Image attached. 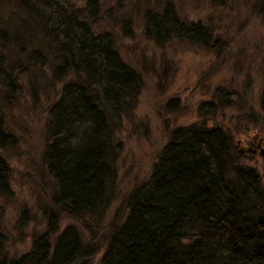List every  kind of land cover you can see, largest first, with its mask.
<instances>
[{
  "label": "trees",
  "instance_id": "obj_1",
  "mask_svg": "<svg viewBox=\"0 0 264 264\" xmlns=\"http://www.w3.org/2000/svg\"><path fill=\"white\" fill-rule=\"evenodd\" d=\"M113 1L120 12L124 0ZM250 3L264 21V0ZM141 11L136 24L157 44L226 47L212 26L181 17L168 0ZM100 13L101 0H0V218L1 199L12 192L5 151L18 141L7 112L20 104L23 77L33 97L55 88L44 106L40 151L52 179L51 205L40 204L44 230L9 254L0 226V264H91L98 253V264H264V156L260 168L244 162L226 127L172 126L144 176L117 191L120 134L132 122L143 76L119 51L115 29L96 27ZM121 16L113 18L128 34L134 22ZM215 95L198 111L212 114L236 100L233 91ZM260 100L264 107L263 94ZM35 185L38 197L44 188ZM62 217L68 221L60 226Z\"/></svg>",
  "mask_w": 264,
  "mask_h": 264
},
{
  "label": "rangeland",
  "instance_id": "obj_2",
  "mask_svg": "<svg viewBox=\"0 0 264 264\" xmlns=\"http://www.w3.org/2000/svg\"><path fill=\"white\" fill-rule=\"evenodd\" d=\"M166 0H124L116 13L113 0H101L98 29H115L116 44L121 54L137 67L143 76V87L132 114V122H125L121 138L124 146L118 164L117 191L125 192L134 182L144 176L152 158L168 138V130L174 125L188 122L219 124L230 130L235 148L238 140H249L254 135H264V21L254 12L252 0H227L225 4L213 5L209 0H168L179 15L188 20H202L213 27L223 40L225 48L219 51L197 44L172 39L157 44L142 33L136 24L142 9L147 5L160 8ZM111 5V6H110ZM130 18L128 34H121L118 21L113 18ZM45 79L46 78H42ZM38 85H44L38 80ZM43 85V86H42ZM20 104L7 112L9 124L17 136L15 147L8 149L13 169L11 195L2 198L0 226L6 233L7 251L18 254L29 244L30 235L44 230L40 204L49 199L51 177L40 163V151L44 136L45 103L54 95V85L42 89L37 96L29 92V83L22 78ZM233 91L236 100L212 113H201L197 106L209 99L216 101V91ZM223 92V91H221ZM176 98L165 109V103ZM234 98V99H235ZM233 99V100H234ZM257 134V136H256ZM243 161L260 168L263 154L243 151ZM33 173V174H32ZM44 188V195L36 196L31 187ZM36 188V187H35ZM110 211L98 231L104 233ZM112 218V217H111ZM68 221L62 217L60 226ZM98 253L91 264H98Z\"/></svg>",
  "mask_w": 264,
  "mask_h": 264
},
{
  "label": "flooded vegetation",
  "instance_id": "obj_3",
  "mask_svg": "<svg viewBox=\"0 0 264 264\" xmlns=\"http://www.w3.org/2000/svg\"><path fill=\"white\" fill-rule=\"evenodd\" d=\"M257 136V134H256ZM254 135L249 136V139H252L253 141H249V140H239L238 142V148H242L243 151H249V152H254L256 150H260V148L263 147L264 149V136H258V139L255 140L254 139ZM254 150V151H252ZM242 153V152H241ZM263 156H264V151L262 152Z\"/></svg>",
  "mask_w": 264,
  "mask_h": 264
},
{
  "label": "water",
  "instance_id": "obj_4",
  "mask_svg": "<svg viewBox=\"0 0 264 264\" xmlns=\"http://www.w3.org/2000/svg\"><path fill=\"white\" fill-rule=\"evenodd\" d=\"M238 142H239V140H238ZM238 151L243 152V149L242 148H238ZM252 151H254V150H252ZM263 151H264L263 147L260 148L259 152L262 153Z\"/></svg>",
  "mask_w": 264,
  "mask_h": 264
}]
</instances>
